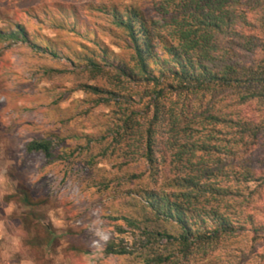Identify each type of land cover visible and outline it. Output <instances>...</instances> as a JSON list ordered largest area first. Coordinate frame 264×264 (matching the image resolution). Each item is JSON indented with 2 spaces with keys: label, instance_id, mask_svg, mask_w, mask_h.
I'll return each mask as SVG.
<instances>
[{
  "label": "rangeland",
  "instance_id": "374dc122",
  "mask_svg": "<svg viewBox=\"0 0 264 264\" xmlns=\"http://www.w3.org/2000/svg\"><path fill=\"white\" fill-rule=\"evenodd\" d=\"M102 5H133L162 23L159 0H0V31L22 26L30 39L0 37V264H154L147 259L157 251L175 252L174 260L163 264H264V231L252 232L247 218L264 225V188L253 192L254 183L238 185L240 196L225 197L235 201L229 209L245 229L221 237L205 255L184 260L157 235L145 247L146 232L174 228L145 207L141 193L171 191L168 183L176 172L172 152L161 148L164 161L153 174L143 157V138L133 134L146 127L153 112L143 95L148 85L125 81L119 88L104 77L92 78L68 58L96 40L128 60L123 42L106 29L108 17L97 10ZM94 84L119 95L84 88ZM168 95L175 110L186 104L196 120L212 107L246 118L264 116L254 101L238 104L225 91ZM125 115L132 120L128 130L119 126ZM230 131L218 126L213 141L229 147ZM206 132L196 124L192 133L196 138ZM33 139H50L51 157L27 151ZM250 155L259 157L257 168L264 167L260 144ZM232 158L221 152L208 159L212 169L222 168L215 178L220 186L231 183ZM108 246L126 253L108 252Z\"/></svg>",
  "mask_w": 264,
  "mask_h": 264
},
{
  "label": "trees",
  "instance_id": "16d2710c",
  "mask_svg": "<svg viewBox=\"0 0 264 264\" xmlns=\"http://www.w3.org/2000/svg\"><path fill=\"white\" fill-rule=\"evenodd\" d=\"M159 8L162 23L133 5L123 9L102 5L97 9L108 17L106 29L123 42L128 60L119 59L105 43L96 40L84 44L79 53L68 58L84 66L92 78L104 77L119 88L124 89L125 81L148 85L143 95L149 98L153 112L145 122L146 127L136 129L133 134L143 138V157L153 174L164 161L159 160L158 153L165 154L161 148L172 152L171 164L176 174L168 183L171 191L145 189L141 193L145 207L174 228L146 232L145 247L157 235L165 239V245H175L186 260L193 253L205 255L221 237L245 229V223L232 216L236 212L229 209L235 201L230 203L225 197L240 196L237 187L242 183H254L253 192L264 188V167L257 168L255 161L259 157L250 155L254 146L260 144L264 148V116L246 118L216 112L212 107L196 120L188 116L186 104L175 110V102L168 94L202 96L225 91L238 104L254 101L264 110V0H159ZM0 37H20L30 42L22 26L8 34L0 31ZM44 49L50 52L48 46ZM84 88L97 95H119L116 90L96 84ZM121 121L119 126L123 129L131 128L130 115ZM196 124L204 126L207 132L195 138L192 132ZM220 125L231 130L229 147L213 141L217 138L213 132ZM26 149L42 152L49 158L52 142L33 139ZM221 152L235 158L228 165L231 183L225 186L215 180L222 168L212 169L208 164L213 154ZM260 162L264 163V157H260ZM21 199L29 202L25 193ZM247 218L252 232L264 231V225L251 215ZM107 250L126 253L125 249L110 246ZM174 258L173 251H157L147 263H170Z\"/></svg>",
  "mask_w": 264,
  "mask_h": 264
}]
</instances>
